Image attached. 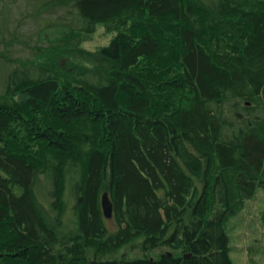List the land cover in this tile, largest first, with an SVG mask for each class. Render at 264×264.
<instances>
[{
    "label": "trees",
    "instance_id": "trees-1",
    "mask_svg": "<svg viewBox=\"0 0 264 264\" xmlns=\"http://www.w3.org/2000/svg\"><path fill=\"white\" fill-rule=\"evenodd\" d=\"M41 12L47 44L0 52V264H235L231 219L264 188V0Z\"/></svg>",
    "mask_w": 264,
    "mask_h": 264
},
{
    "label": "rangeland",
    "instance_id": "rangeland-1",
    "mask_svg": "<svg viewBox=\"0 0 264 264\" xmlns=\"http://www.w3.org/2000/svg\"><path fill=\"white\" fill-rule=\"evenodd\" d=\"M42 0H0V52L13 57L30 56L27 45L47 44L55 36L54 27L48 19L55 14L41 12L36 8ZM114 32H107L103 24L97 26L83 45L94 49L108 44ZM66 58H62L65 62ZM66 198L72 204L70 191ZM231 255L235 264H264V188H258L255 196L248 199L239 217L231 219Z\"/></svg>",
    "mask_w": 264,
    "mask_h": 264
},
{
    "label": "water",
    "instance_id": "water-1",
    "mask_svg": "<svg viewBox=\"0 0 264 264\" xmlns=\"http://www.w3.org/2000/svg\"><path fill=\"white\" fill-rule=\"evenodd\" d=\"M101 203L105 216L110 218L113 214V203L108 191L102 193Z\"/></svg>",
    "mask_w": 264,
    "mask_h": 264
}]
</instances>
